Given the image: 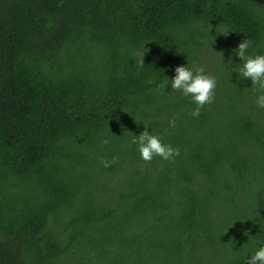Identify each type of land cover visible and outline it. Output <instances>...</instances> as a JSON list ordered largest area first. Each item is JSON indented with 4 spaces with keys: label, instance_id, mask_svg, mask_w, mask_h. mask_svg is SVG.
Returning a JSON list of instances; mask_svg holds the SVG:
<instances>
[{
    "label": "trees",
    "instance_id": "1",
    "mask_svg": "<svg viewBox=\"0 0 264 264\" xmlns=\"http://www.w3.org/2000/svg\"><path fill=\"white\" fill-rule=\"evenodd\" d=\"M244 39L264 52V0H0V264H245L264 108ZM187 62L217 80L197 117L158 87ZM145 126L179 154L141 159Z\"/></svg>",
    "mask_w": 264,
    "mask_h": 264
},
{
    "label": "clouds",
    "instance_id": "2",
    "mask_svg": "<svg viewBox=\"0 0 264 264\" xmlns=\"http://www.w3.org/2000/svg\"><path fill=\"white\" fill-rule=\"evenodd\" d=\"M228 32L222 33L227 35ZM250 44L249 40L244 39L233 49L235 56L242 61L237 64L238 69L235 72L241 78L251 81V86L257 92L256 104L264 108V52L249 53ZM142 55L144 56V53ZM173 73L171 78L166 76L168 79L158 87L165 89L170 85V89L179 90L181 95L188 96L195 104L191 115L197 117L201 107L212 97V91L217 83L216 77L207 73L202 66H189L188 62L176 65ZM130 142L136 145L140 158L143 160H151L154 156L171 160L179 154V148L164 142L158 133L149 131L147 126L139 134H134ZM102 143L108 144L109 139L104 138ZM245 264H264V243H258L254 250L245 256Z\"/></svg>",
    "mask_w": 264,
    "mask_h": 264
}]
</instances>
